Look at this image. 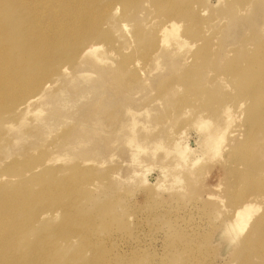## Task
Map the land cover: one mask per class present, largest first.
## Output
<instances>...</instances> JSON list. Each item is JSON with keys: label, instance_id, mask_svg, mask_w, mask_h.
<instances>
[{"label": "rangeland", "instance_id": "rangeland-1", "mask_svg": "<svg viewBox=\"0 0 264 264\" xmlns=\"http://www.w3.org/2000/svg\"><path fill=\"white\" fill-rule=\"evenodd\" d=\"M96 1L87 7L80 0L38 1L41 9L53 13L44 14V31L55 37L53 51L57 50L47 55L46 70L51 71L45 77L46 88L24 90L28 84L24 83L40 76L37 65L24 69L30 77L16 87V97L8 78L12 70L0 74V171L20 175L1 180L15 186L0 190H30L25 206L29 205L28 214H35L28 221L31 224L23 223L29 229L22 227L18 245L25 250L35 236L45 233L56 244L55 255L81 264L86 260L92 264H264V131L251 142L245 161L242 158L247 156L234 150L211 151L208 138L224 126L227 105L231 119L242 115L229 124L224 138H231L229 134L248 111L262 115L257 118L264 126V94L252 104L242 92L254 85L249 73L239 78L232 73L238 62L242 71L264 69V62H259L264 55V0ZM15 8L9 6L0 15L16 13ZM176 8L184 11L171 17L168 12ZM169 19L179 24L178 33L188 41L183 49L173 40L158 46V29ZM63 27L78 34L60 37ZM200 36L204 46L200 41L198 46L190 45ZM90 44L99 47L98 59L81 52ZM248 58L258 61L250 63ZM28 96L33 99L26 111ZM242 101V110H237ZM204 122L212 126L204 130ZM180 150L185 151L182 157ZM222 154L230 163H223ZM63 181L75 183L74 188L71 185L70 192L60 195H34L44 185L56 188ZM59 198L73 201L74 217L93 219L89 234L83 228L85 232L77 236L66 230ZM243 198L259 207L246 229L235 232L231 215ZM258 217L261 224L251 231ZM98 255H104L99 257L101 263L96 261Z\"/></svg>", "mask_w": 264, "mask_h": 264}, {"label": "bare ground", "instance_id": "bare-ground-1", "mask_svg": "<svg viewBox=\"0 0 264 264\" xmlns=\"http://www.w3.org/2000/svg\"><path fill=\"white\" fill-rule=\"evenodd\" d=\"M38 1L39 0H0V13L2 11H6L7 9H9V6L11 7H18V9L16 10V13L13 12L9 15H6V14H3V17L2 15H0V23L2 22V20H4L7 25H2V23L0 24V74H2L3 76H5V74L7 72H9V70L11 69L12 72H9L11 73L10 77L8 76L9 78V83H11V87H13V89L15 90L16 87L21 83H24L25 80L28 79V76H29V72L26 73V76L24 75V69H28L31 70L30 68H35V67H39L41 70L40 71V76H36V77H33V79H31L30 81L24 83V84H27L26 85V88L24 90H27V91H34L36 89H43V88H46L48 83L46 80L45 81V77L47 76V74L51 71L49 68V65H52L54 63H50L48 65V70H46V66L48 64V57L47 55L49 54H52L53 52H56V51H53L54 50V46H55V37H52L50 36L48 33H46L44 31V14H45V17H51L53 15V13H50L51 12V9L48 8V12H46L44 9H41L39 6H38ZM51 3L50 4H58L59 2H62V1H65V0H50ZM81 2L83 1L85 3V7L89 6L88 3H94L97 2L96 0H80ZM115 1V0H114ZM113 1V2H114ZM130 0H128V3H129ZM168 1V0H167ZM175 1V0H174ZM188 1V0H187ZM186 1V2H187ZM246 1V0H245ZM131 2V1H130ZM165 3V1H162ZM185 2V3H186ZM92 3V4H93ZM108 3V2H107ZM168 3V2H166ZM188 3V2H187ZM242 3V1H241ZM244 3V2H243ZM96 4V3H95ZM189 4V3H188ZM7 8H6V7ZM190 6V5H189ZM187 7V5H186ZM185 7V8H186ZM171 8V6L169 7ZM173 8V7H172ZM23 9L25 11L21 12L20 10ZM87 9V8H86ZM178 8L174 9V10H171L168 12V14L172 17L173 15H176V16H180L182 14V12L184 11L183 9L181 10H177ZM189 9V8H188ZM10 10V9H9ZM187 11V10H186ZM243 11V10H242ZM2 14V13H1ZM169 17V16H168ZM5 18V19H4ZM49 23V27H51L52 25V22L51 21H48ZM68 24V23H67ZM73 25V24H72ZM99 25V24H97ZM69 26V25H68ZM178 26L179 24L176 23L173 19H169L167 20L165 23L161 24L159 29H158V33L160 35V39H159V43H158V46H164L165 44H167L166 42H168L169 40H173L174 45H176L177 47L181 48L182 46H186L187 45V40L185 38V40L183 39V37L178 33ZM48 27V28H49ZM98 28V27H97ZM93 29V27H92ZM74 31L76 32V30H69V29H66L65 27L62 28V30H59L58 31V35L61 36H66L65 38H67L68 36L70 37L72 33H74ZM95 31V29H94ZM97 32V31H95ZM56 34V32H54ZM75 34H78L77 32ZM75 34H72L73 36ZM94 35V34H92ZM81 38V37H80ZM79 38V39H80ZM61 40V39H59ZM64 40V39H63ZM70 40V39H69ZM67 41V40H66ZM187 41V42H186ZM200 41V43H199ZM204 41L203 38L200 36V37H197L195 38L194 40H192V46L196 45L197 43L201 44L202 43L204 44ZM22 44V46H18L17 47V44ZM67 43V42H66ZM75 43V41H74ZM78 43V41H77ZM57 44V43H56ZM198 44V45H199ZM59 45V44H58ZM62 45V43L60 44ZM75 45V44H74ZM189 45V43H188ZM196 45V46H198ZM57 46V45H56ZM76 46V45H75ZM192 46L190 48H192ZM204 46V45H202ZM62 47V46H61ZM74 47V46H73ZM71 47V48H73ZM182 47V49H183ZM188 47V46H187ZM241 47V46H240ZM60 48V47H59ZM58 48V49H59ZM99 47L97 46H94L92 44L90 45H87V47L85 49H83L81 52L82 53H86L88 55H91V56H94V57H97L95 55L96 51L98 50ZM134 48V47H133ZM189 48V49H190ZM62 49V48H61ZM77 48L75 47V53H76V50ZM154 52H155V57L157 58V51H158V48L154 47ZM188 49V51H189ZM263 49V48H262ZM259 50V51H262ZM64 50V49H63ZM71 50V49H70ZM175 50V49H174ZM181 50V49H180ZM73 50H71L72 52ZM179 51V50H178ZM177 51V53H178ZM250 51V50H249ZM263 52V51H262ZM59 53V52H57ZM74 53V52H72ZM80 53V51H79ZM187 53V52H186ZM185 53V54H186ZM261 53V52H260ZM78 54V53H77ZM76 54V55H77ZM202 55V54H201ZM253 55V54H252ZM251 55V56H252ZM255 55V54H254ZM162 56V55H161ZM257 56V55H256ZM28 57L30 59H32V61L28 62ZM81 57V56H80ZM89 57V56H87ZM255 57V56H254ZM9 58H13V60L11 59L10 61H13L14 62V65H10V62H9ZM205 56L202 55L201 57H199V59L201 60V62H204V59ZM98 59V57L96 58ZM20 62H19V61ZM23 60V61H22ZM53 60V59H52ZM51 60V61H52ZM91 60V59H90ZM92 60L94 61V59L92 58ZM158 60V59H157ZM211 60V58L209 59ZM249 60V58L247 59ZM50 61V62H51ZM96 61V60H95ZM258 60L255 59V61L253 60H249V62H257ZM56 62V60H55ZM181 62V61H180ZM183 62V61H182ZM210 62V61H209ZM259 62H264V55L263 57H259ZM12 63V62H11ZM96 63V62H95ZM156 63V61H155ZM239 62H238V65L236 64L234 66V70H233V74L239 78V76L245 74V73H249L247 74L251 81L254 83H252V89L249 88V90H246V91H243L245 89L242 90V92H244L245 96L249 99H252L253 103L254 102V99L256 98L257 95H262L264 94V69H262V67L258 70H253V69H248L247 71H242L239 67ZM37 65V66H36ZM162 65V64H161ZM52 67V66H51ZM253 66H251L250 68H252ZM155 68V67H154ZM64 69V68H63ZM246 69V68H245ZM25 70V71H26ZM156 70V69H155ZM154 70V71H155ZM35 71H37V69H35ZM35 71H30V72H34ZM48 71V73H47ZM152 71V70H151ZM17 72V73H16ZM39 72V71H38ZM33 73V74H34ZM81 73V72H79ZM88 73V72H87ZM28 74V75H27ZM24 75V76H23ZM13 76V77H12ZM35 76V75H34ZM77 76H79L77 74ZM82 76H86L84 74H82ZM30 77V76H29ZM7 78V79H8ZM81 78V77H80ZM243 78V77H241ZM6 79V80H7ZM242 80V79H241ZM240 80V81H241ZM249 84V83H248ZM226 85V83H225ZM248 86V85H247ZM246 87V86H245ZM10 92V91H9ZM24 91L21 93L23 94ZM5 95V93H4ZM17 95H19V91L18 90H15L14 92V97H16ZM261 95V97H263ZM2 96V95H1ZM7 96V95H6ZM34 96V95H33ZM33 96H28L26 97L27 99L24 101V109L23 110H26L27 111V107L30 103V101L33 99L32 97ZM21 97V96H20ZM25 97V96H24ZM41 97V95L37 94V99H39ZM1 98V97H0ZM11 98V97H10ZM13 100L15 98H12ZM41 99V98H40ZM248 99V100H249ZM262 99V98H261ZM22 100V99H21ZM20 100V101H21ZM256 100V99H255ZM19 103V100L17 101ZM16 102V103H17ZM243 101L241 103H239V108L237 110H242V107L240 105H242ZM262 103V102H261ZM251 105V103H250ZM228 106V105H227ZM225 107L224 108V115H225V123H224V126L219 130V131H214L213 133H211L208 138L210 140V149L211 151L213 152H218V151H221L224 149H229V150H234L235 153H239L242 155H246L247 157L246 158H242L243 161L247 160L248 158V155L250 154L249 150H250V144L252 141H254V139L256 138V135L258 134V132L260 131H264V126L262 124L259 125V118L262 117L258 115L257 112H252L251 111H248L247 112V115L246 117L244 118V120L242 121H239V123L237 124V128L232 130V133H230V137L231 138H224V134L226 133L227 134V128L229 126V124L231 122H233L234 118L235 119H238L240 118V115H242V113H240L239 117L236 118L235 116H233L231 119L230 118V114H229V110H228V107ZM243 106V105H242ZM249 106V105H248ZM257 106V105H256ZM260 106V104H259ZM258 106V107H259ZM231 107V106H230ZM257 107V108H258ZM263 106H261L262 108ZM241 108V109H240ZM251 108V107H250ZM249 109V107H248ZM252 110V109H250ZM257 110V109H255ZM25 111V112H26ZM253 111V110H252ZM258 111V110H257ZM261 111V110H260ZM264 111V110H263ZM24 112V113H25ZM39 112L40 110L38 109L36 111V113L39 115ZM264 113V112H263ZM232 114V113H231ZM261 114V112H260ZM37 115V116H38ZM234 115V114H233ZM237 115V114H236ZM264 115V114H263ZM41 116V115H40ZM97 118V116H95ZM94 117V119H95ZM259 117V118H257ZM23 118V117H22ZM21 118V120H22ZM40 118V117H39ZM200 119H202L201 117H199ZM205 118V117H204ZM41 119H44V118H41ZM45 120V119H44ZM207 120V119H206ZM205 120V121H206ZM241 120V118H240ZM37 121V120H36ZM47 121V120H46ZM45 121V123H46ZM201 121V120H200ZM199 121V122H200ZM204 121V119L202 120V122ZM38 122V121H37ZM42 122V121H41ZM44 122V121H43ZM207 122V121H206ZM39 124H41L40 122H38ZM201 123V122H200ZM198 123V124H200ZM205 123V122H204ZM202 123L200 126V128L203 127V124ZM209 123V122H208ZM208 123H205L207 124V126H205L204 124V130L208 129L205 127H211V126H208ZM211 124V123H210ZM232 124V123H231ZM197 125V123H196ZM44 126V125H43ZM199 129V131H201V129ZM203 131V130H202ZM204 132V131H203ZM231 132V131H230ZM208 134V133H207ZM244 137L242 140H238L240 138ZM226 140H224V139ZM130 139V138H129ZM128 139V140H129ZM131 140V139H130ZM129 140V141H130ZM135 140V138L133 139ZM132 140V141H133ZM131 141V142H132ZM135 142V141H134ZM161 143V141L159 142ZM158 143V144H159ZM69 144V143H68ZM139 144V143H138ZM162 144V143H161ZM76 145H77V142H76ZM137 145V144H135ZM141 145V144H140ZM138 145V147L140 146ZM156 145V144H154ZM181 146V145H180ZM142 147V146H141ZM140 147V149H141ZM179 147V146H178ZM137 149V148H136ZM139 149V148H138ZM181 149V148H180ZM169 150V149H167ZM177 150V149H176ZM184 150L185 151H188L189 148H187L186 146H184ZM185 151L183 150H180V152L178 151V155L180 157L184 156L185 155ZM190 151V150H189ZM177 153V151H175ZM170 153V152H169ZM172 153V151H171ZM222 153V152H220ZM167 154V153H165ZM232 155V153H230ZM214 155V154H213ZM241 156V155H240ZM238 156V157H240ZM177 157V156H176ZM221 158V156H220ZM222 158L226 160H223V163L227 164L229 162V160L231 161V159H228V157L225 155L222 154ZM221 158V159H222ZM233 158H236V156H233ZM241 158V157H240ZM179 159V158H178ZM185 161V160H184ZM222 161V160H221ZM242 161V160H240ZM239 161V162H240ZM242 161V162H243ZM241 162V163H242ZM250 162V160H248V163ZM230 163V162H229ZM240 163V164H241ZM14 164V163H13ZM239 165V164H238ZM251 165V164H250ZM251 167V166H250ZM249 168V167H248ZM255 169V168H254ZM253 170V169H252ZM239 173H242V172H239ZM238 173V174H239ZM28 175H31V172L28 171ZM19 177L20 175H15V174H6V173H3L0 171V187L1 186H10V187H14L12 185H10L11 183L10 182H1V180H6L7 178L6 177ZM22 176V175H21ZM41 176V174H40ZM25 176H22V178H24ZM42 177V176H41ZM40 177V178H41ZM69 177V176H68ZM238 177V176H237ZM264 177V176H263ZM262 177V178H263ZM37 178V177H36ZM257 178V177H256ZM261 178V177H260ZM19 179V178H18ZM65 179V178H64ZM240 179V177H239ZM247 179V178H246ZM60 180H63L60 179ZM67 180V179H66ZM245 180V179H244ZM260 179H258L259 181ZM55 181V180H54ZM69 181V180H68ZM249 181V180H247ZM256 181V180H255ZM257 183V182H255ZM66 182V181H65ZM64 183V185H61L62 182H59L60 183V186H59V183L57 184L58 187H56V184H53L56 188H54L52 185H50V182L48 185H50L49 187H42L40 190H38L36 192L35 190V194H38V192H43V193H47V195L49 193H52V195H60V194H64L65 192H70L71 189H72V184L75 185V183ZM71 182V181H70ZM232 182V181H231ZM246 182V181H245ZM261 182V180L259 181ZM9 183V184H8ZM56 183V182H55ZM78 183V182H77ZM250 183V182H249ZM245 184V183H243ZM242 184V185H243ZM248 184V183H247ZM258 184V183H257ZM72 185V186H71ZM237 185V184H236ZM235 185V186H236ZM241 185V186H242ZM250 185V184H249ZM264 185V183H263ZM234 186V185H233ZM234 186V187H235ZM253 186V185H252ZM27 187V186H26ZM77 187V186H76ZM76 187H75V190L74 192H76ZM249 187V186H247ZM261 187V186H260ZM22 188V187H21ZM25 188V187H24ZM74 188V186H73ZM257 188V185L256 187ZM262 188V191L264 192V186L261 187ZM13 188H10L9 191H4L0 190V264H81V263H78V262H74V263H70L68 262L67 260L65 259H62L60 258V256H57L55 255L54 253V245H56L55 243L53 244L48 238V235H44L45 233L41 234V235H38V236H35V240L33 241V243L31 242L30 245L24 247L26 248L25 250L27 251V253H25V250H22L21 247L18 245V242L19 240L21 239L22 237V234L24 232V229L23 228H28V225H23V223L25 222L28 223L29 220H32L34 219V213L31 212V214H28L29 213V210L28 208H26L25 206V203L29 200L30 198V190L29 192H25V193H18V192H15L16 190L13 189ZM253 189V188H252ZM7 190V189H6ZM23 190V189H21ZM27 190V188H26ZM232 190H233V187H232ZM254 190V189H253ZM19 191V190H18ZM244 191V190H243ZM254 191H257L254 190ZM73 192V193H74ZM259 192V191H258ZM257 193V192H256ZM33 195V196H34ZM241 195V194H240ZM243 195V194H242ZM241 195V196H242ZM260 195V194H259ZM262 195V194H261ZM260 195V196H261ZM32 196V197H33ZM75 196V195H73ZM244 196V195H243ZM237 198V197H236ZM64 199L63 201H60V198L58 200V206L61 208V211H62V215H63V218H64V221L63 225H65L67 228L66 230L69 231V233H74L77 235H79V233L81 234L82 232V228L87 232V230H89L90 228L94 227L95 223H91V222H88L87 220H83V219H79L78 217H74L75 215V211L73 210L74 208H72V202L70 201V199L66 200ZM77 200V199H76ZM235 200V198H234ZM238 200V199H237ZM33 201V200H32ZM236 201V200H235ZM77 202V201H76ZM32 204V202H30V205ZM29 206V205H28ZM27 206V207H28ZM57 206V204H56ZM259 206L255 205L254 202H251L250 200H247L245 198H243V200H240L238 201L236 204H235V207L233 208V212H232V221L230 223H232L231 225V230L232 231H235V232H240L241 230L244 229V227H246V225L248 224L250 218L253 216V214L255 213L254 211L258 209ZM260 210V209H259ZM261 215V214H260ZM259 215V216H260ZM42 216V215H41ZM78 216V215H77ZM230 216V217H231ZM75 218L76 220L74 221H71V219ZM78 218V219H77ZM87 218V217H86ZM36 219H38V216L36 217ZM35 219V220H36ZM88 219V218H87ZM231 219V218H230ZM21 222V223H20ZM105 222V221H104ZM28 224H31V223H28ZM86 224H88V226L86 227ZM261 224L260 222V219L259 217L256 218L255 221H253L251 223V231H255L256 228H258V225ZM105 225V224H104ZM109 225V223H108ZM61 225H59L60 227ZM107 226V225H106ZM264 226V224H263ZM61 228V227H60ZM81 228V229H80ZM87 228V229H86ZM22 229V231H21ZM26 229V230H27ZM108 229V227H107ZM246 229V228H245ZM244 229V230H245ZM83 230V232H85ZM81 231V232H80ZM90 231V230H89ZM250 231V232H251ZM54 232V231H53ZM64 232V231H63ZM62 232V233H63ZM82 232V233H83ZM61 233V232H60ZM68 233V234H69ZM90 233V232H89ZM88 233V234H89ZM249 233V232H248ZM264 233V231H263ZM66 235L65 236H70V235ZM101 234V233H100ZM61 235V238L63 237L62 234ZM72 235V234H71ZM85 235V233H84ZM75 236V235H74ZM97 236V234H96ZM57 237V235H56ZM90 237V236H89ZM110 237V236H109ZM65 238V237H64ZM75 238V237H74ZM74 238L72 240H74ZM81 238V237H80ZM103 238V237H102ZM107 238V237H105ZM263 238H264V235H263ZM26 239V238H25ZM71 239V237H70ZM77 239V238H76ZM85 239V238H83ZM90 238H88L89 240ZM97 239V238H96ZM95 239V241H97ZM101 239V238H100ZM104 239V238H103ZM54 240V239H53ZM59 240V239H58ZM92 240V239H90ZM109 240V239H108ZM111 240V239H110ZM260 240V239H259ZM262 240V239H261ZM260 240V242H262ZM23 241V240H22ZM20 241V242H22ZM57 241V240H56ZM71 243L72 241L69 240ZM86 241V240H84ZM83 241V242H84ZM105 241V240H104ZM107 241V239H106ZM105 241V242H106ZM59 242V241H58ZM63 241H61L62 243ZM87 242V241H86ZM93 242V241H92ZM109 242V241H107ZM263 242H264V239H263ZM60 243V242H59ZM76 243V242H75ZM82 243V241H81ZM93 243H96V242H93ZM20 244H24V243H20ZM89 243H86L84 244L85 247L88 245ZM92 244V243H91ZM68 245V244H67ZM73 245V243H72ZM264 245V244H263ZM58 246V245H57ZM94 246V244H93ZM92 246V247H93ZM98 246H101V245H98ZM104 246V245H103ZM101 246V248L103 247ZM53 247V248H52ZM263 247V246H262ZM81 248V247H80ZM91 248V247H89ZM96 248V247H95ZM94 248V249H95ZM100 248V249H101ZM104 248V247H103ZM109 249V248H107ZM89 251L91 249H88ZM99 250V249H98ZM97 250V251H98ZM93 251V250H92ZM95 251V250H94ZM97 251L95 253H97ZM107 251V250H106ZM261 251H264V247H263V250ZM87 252V251H86ZM113 252V250L111 251V253ZM92 253V252H90ZM94 253V252H93ZM92 253V254H93ZM109 253V251L107 252ZM98 254H101L98 253ZM104 254V253H103ZM110 254V253H109ZM106 255V254H105ZM90 256V255H89ZM93 256V255H92ZM104 257V255H98L97 256V259L96 261H99V257ZM107 256V255H106ZM105 256V257H106ZM111 256V255H110ZM119 256V255H118ZM94 257V256H93ZM109 257V256H108ZM133 257V256H132ZM89 259V258H88ZM108 259V258H107ZM105 259V260H107ZM128 259V258H127ZM126 259V261H128ZM118 261V260H117ZM61 262V263H60ZM101 263V261H99ZM107 262V261H106ZM105 263V262H104ZM102 262V264H104ZM84 264V263H83ZM85 264H92L90 263V260H86L85 261ZM97 264V262H96ZM109 264V263H108ZM123 264V263H122ZM127 264V263H126ZM129 264V263H128Z\"/></svg>", "mask_w": 264, "mask_h": 264}]
</instances>
